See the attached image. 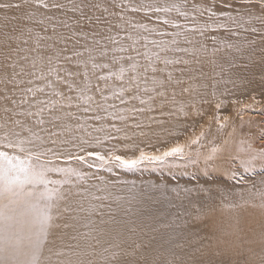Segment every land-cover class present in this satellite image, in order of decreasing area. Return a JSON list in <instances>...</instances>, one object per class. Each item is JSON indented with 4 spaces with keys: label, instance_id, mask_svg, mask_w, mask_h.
Segmentation results:
<instances>
[{
    "label": "bare ground",
    "instance_id": "bare-ground-1",
    "mask_svg": "<svg viewBox=\"0 0 264 264\" xmlns=\"http://www.w3.org/2000/svg\"><path fill=\"white\" fill-rule=\"evenodd\" d=\"M51 1L62 5V8H44L32 1L28 11L33 15L29 23H24L25 34L11 44L14 49H22L19 54L27 55L29 60L37 54L30 51L36 46L37 34L42 38V44L51 41L57 32H61L73 44L67 45V48L79 50L80 45L89 46L93 39L107 35L117 38L118 43H124L121 35L126 36V32L131 31L128 23L131 22L133 25L147 24L149 29L155 28V32L147 33L149 40H170L171 33L178 29L171 24H164L163 19L175 20L190 28L192 16L196 14L192 4H214L215 11L231 12L233 15L237 11L246 10L241 8L242 0H187V7L183 10L189 12V17L185 19L176 11L152 13L141 10L134 13L131 10L134 6H164L182 0H67L65 4ZM106 2L109 3L107 11L101 9L98 15L105 16L112 11L115 16H107L99 21L93 14V6H103ZM229 4L231 8L227 6ZM6 14L9 17L19 15L18 12L0 11V20H4ZM60 14L68 19L65 24L70 29L58 21ZM207 17L205 11L203 19ZM35 23L54 24L55 32L36 28ZM14 27L17 25L11 19L3 23L0 21V56H3L4 51L2 34L10 32ZM248 27L246 24L245 28ZM251 27L261 29L258 21ZM27 28H31L32 32L28 33ZM97 28H102V32L96 31ZM125 28L128 31H123ZM233 31L238 35H233ZM161 32L168 35L162 37ZM29 36L32 38L29 39ZM190 38L193 39L192 44L187 43L182 36L179 37L178 46L188 49L187 52L167 53L168 59L179 60L180 63L164 65L161 61H154V66L164 71L152 73L149 70L145 74L144 66L140 64L141 58H136L140 65L137 72L125 73V76L138 74L141 77L136 81L139 84L138 90L128 89L125 78L122 83L116 77H111L107 81L110 90L105 89L104 94L108 96L107 104L114 107L107 112L96 111L94 104L84 105L82 101H79L77 107V98L74 93L71 94L73 107H65V110L73 112L74 117L68 122L73 126L77 122L84 124L92 136L85 135L79 129L71 135L89 140L91 146L87 150L101 151L105 155L114 151L126 158L139 157L141 151L149 155H161L178 145L183 150L162 161L145 160L132 170L117 169L118 166L113 164L112 172L99 171L96 181L89 180V176L86 181L72 177V185L62 187L65 192L71 193L69 202L73 208L78 206L76 201L80 200V196L77 193L81 189H88L101 199L89 197L83 202L86 209L90 204L96 205L95 212H64L65 202L60 203L59 213L55 210L53 212L54 224L58 227L50 230L49 242L40 257L41 264H64L65 261H71L72 264H114V261L120 264H264V187L253 185L256 181L264 180V161L259 158L264 151V135H260L264 131V29L256 33L234 28L216 29L208 30L204 37ZM24 40L28 41L27 44ZM229 43L233 45L232 48L226 47ZM201 44L207 46V51L199 50ZM108 47L114 49L119 45L109 44ZM136 47L141 53L144 52L139 44ZM149 47L152 51H158L151 45ZM214 48L219 49L215 54ZM117 53L110 50L107 57L96 55L94 62L109 64V68L91 69L89 63L90 87L98 85L104 88L106 82L98 81L96 77L118 71L119 64L113 65L110 57ZM39 54L47 56L54 52L40 49ZM131 56H135V53L132 52ZM84 58L87 59L86 54ZM13 59L24 65L26 71L30 70L28 61L18 56ZM65 67L72 71L84 70L83 66L77 68L75 64ZM19 70L17 67L16 71ZM169 72L172 74L171 80L167 79ZM153 76L164 81L163 87L157 86L155 91H152ZM22 78L25 81L32 79L33 83L8 84V89L39 87L44 83L34 77ZM145 78L149 81L147 85L144 84ZM121 86L128 89L123 94L119 92ZM145 87L149 89L148 92L144 91ZM4 88L5 85L0 83V94H3ZM59 90L69 94L63 85ZM45 91L48 96H52L51 89ZM112 92L117 95L113 96ZM159 92L164 95H158ZM90 94H95V99L100 101L99 93ZM120 95H123L125 103H121ZM133 96L139 98L132 99ZM14 98L19 102L20 93L17 92ZM26 98L31 99V94L28 93ZM4 106L0 102V118L4 115ZM6 106L14 107L11 104ZM84 107H91L93 111L84 112ZM14 110L20 111L21 108ZM109 113L126 119L114 120ZM94 115H100L103 119L96 121L89 118ZM35 119L29 118L34 131L47 137L50 125H36ZM111 124H115L121 131L108 128L107 131L114 139L100 140L102 147L96 145L94 138H100L105 133L96 132L95 129ZM41 128L45 131L41 132ZM69 135L61 133L59 138L68 139ZM213 148L217 151L213 152ZM72 151L74 154L86 155L76 149ZM253 157L256 159L253 160ZM86 159L94 161V158ZM242 160L251 162V166L246 168L240 163ZM58 163L68 167L78 164L66 163L64 160ZM95 164L98 165L99 161H95ZM143 165L149 166L150 172L147 169L141 170ZM103 168H108V164ZM154 169L158 177L151 172ZM114 171L118 172L112 174ZM250 175L255 176V182L249 181ZM52 178L60 179L62 176L53 175ZM67 222H70V229L64 227Z\"/></svg>",
    "mask_w": 264,
    "mask_h": 264
},
{
    "label": "snow or ice",
    "instance_id": "snow-or-ice-1",
    "mask_svg": "<svg viewBox=\"0 0 264 264\" xmlns=\"http://www.w3.org/2000/svg\"><path fill=\"white\" fill-rule=\"evenodd\" d=\"M35 3L42 5L44 8L48 7V4L44 0H35ZM31 6L32 0H18V2L0 0V11L7 13L11 10L19 13V15L12 17H9L7 14L4 16L5 21L11 19L16 22L18 27H14L10 32L2 34L4 51L3 62H0V83H3L5 88L3 94H0V102L5 106L2 108L4 115L0 118V264H41L40 257L45 245L49 242L50 230L53 227H58V225L54 224L53 212L55 210L59 213L61 202H65L64 212H95L96 205L90 204L86 209L83 206V202L88 200L89 197L94 200H99L101 197L94 196L88 189H81L77 193L80 196V200L76 201L78 206L75 208L71 206L69 202V195L71 193L65 192L62 186L72 185V177L86 181L88 174L74 167L59 166L58 162L60 160H64L66 163L87 164L89 168L94 166L103 167L105 164H108V171H112L113 164L132 170L145 160L162 161L165 157L176 155L183 150L178 145L168 149L161 155H149L141 151L139 157L136 158H126L115 154L114 151H109L105 155L101 151L87 150L91 146L89 140L84 139L83 136L71 135L79 129L85 135L92 136V133L87 131L84 124L77 122L73 126L68 122L74 117L73 112L65 110V107L68 109L73 107L72 93L77 98V107H79V101H82L84 105L94 104L96 111L103 110L107 112L109 108L114 107V105L107 104L108 96L104 94L105 89L110 90L107 81L114 76L123 83L125 73H136L138 67H140L136 57L143 56L148 61L147 67L143 68L145 74L149 70L152 73H157V71H164V69L158 70L154 66V61H161L164 65L178 64L180 61L168 59L167 53L170 51H188V49L178 46L179 37L181 36L187 43L192 44L193 39L190 37H204L208 30H229L234 28L256 33L264 29V0H242L241 8L246 10L237 11L236 15L226 11L217 12L214 10V4H192L191 7L196 14L192 16L190 28L186 25H180L175 20L163 19L164 24H171L174 28L178 29V31L171 33L170 40H149L147 33L155 32V28L149 29L147 24L133 25L131 22H128L131 31L126 32V40L131 41V44L127 48L123 46V43H120L118 48L110 49L108 47L109 44L116 45L118 43L117 38H114L112 35L102 36L100 40H93L89 46L80 45L82 51L68 49V38H59L61 43L64 44V48L55 55L43 56L39 54V50L44 45L41 44L42 38L37 34L36 46L30 50L37 54L30 60L27 55L21 57L24 61H28L30 70L26 71L24 65L18 64L13 59L14 56L19 55L22 49H14L11 47V44L14 41H19L24 36L26 25L23 22L31 19L33 14L28 11ZM227 6L229 8L232 7L231 4ZM53 7L59 8L62 5L55 4ZM186 7L187 0H182L180 3L166 4L164 6H134L132 7V11L138 12L143 10L152 13H170L176 11L180 17L187 19L189 12L183 10ZM205 11L208 13L206 20L203 19ZM160 18L158 17V19ZM257 21L261 29L251 27ZM246 24L249 25L248 28H245ZM137 29H143L144 31L140 32ZM26 30L28 33L32 32L31 28H27ZM232 34L238 35L235 31ZM160 35L163 37L168 34L161 32ZM31 38L29 36V39ZM212 39L215 40V37ZM101 41L105 43H101ZM27 42V40H24L25 44ZM262 42H264V39H262ZM221 43L225 42L221 41ZM138 44L144 48L143 53L137 50L136 46ZM149 45L158 49V51H152ZM48 47H55V44ZM226 47L232 48L233 45L229 43L226 44ZM110 50L113 52L131 51L135 53V56L129 55L127 58H124L113 55L111 63L113 65L119 64L118 71H110L107 76L96 77L98 81L104 80L106 82L104 88H100L98 85L95 88L90 87L91 74L89 63L91 62V69L109 68V64H97L94 61L96 55L107 57ZM199 50L207 51V46L201 44ZM218 51L219 49L214 48L213 54ZM64 52H69L70 54L62 55ZM85 54L87 55V59L84 58ZM184 63L187 64L188 61H184ZM73 64L77 68L83 66V72L72 71L65 67V65ZM125 64H127V67ZM17 67L20 69L19 72L16 71ZM37 72L39 75H37ZM171 75L169 72L167 76L168 80H171ZM24 76L34 77L37 80L43 81V86L13 87L12 89H8V84L22 85L27 83L31 85L33 83L32 79L25 81L22 78ZM52 77H55V79H52ZM78 77L80 78L79 81L77 80ZM140 79L141 77L138 74L130 75L128 77V89L138 90L139 84L136 81ZM148 83L149 81L145 78L144 84L147 85ZM151 83L153 85L152 91H155L157 86L163 87L164 85V81L157 80L155 76L152 77ZM61 85L66 87L69 94L59 90ZM46 89H51V97L47 95ZM128 89L121 86L119 92L123 94ZM144 91L148 92L149 89L145 87ZM184 91H188V89H184ZM17 92L20 93L21 97L19 102L14 98ZM94 92L100 94V101H103V103L95 99V94H90ZM28 93L31 94V99L26 98ZM112 95L116 96L117 93L112 92ZM158 95L163 96L164 93L159 92ZM40 96H44L45 98L41 99L39 98ZM119 98L121 103H125L123 95H120ZM131 98L137 99L139 97L133 96ZM141 103H144V101L141 100ZM8 104L14 107L6 106ZM23 105H27L28 107L22 108L21 106ZM14 108H21V110L15 111ZM83 110L84 112L93 111L91 107H84ZM120 111L124 110L121 109ZM132 111H135V109H132ZM45 114H47V119H45ZM109 114L113 116L114 120L126 119V117L116 115L115 113ZM15 117H23V119ZM32 117L36 118V125H50V128L47 129V137L39 135L34 131V126L29 123V118ZM89 118L96 121L103 119L100 115H94ZM108 128H114L117 132L121 131L120 128H116L115 124L101 126L96 128L95 131L104 132L105 140L114 139L111 133L107 131ZM52 129H60V131H53ZM40 131L44 132L45 129L41 128ZM61 133L70 134L69 138L60 139ZM52 137H56V139H52ZM94 139L96 145L102 147L99 138ZM72 149L78 150L79 153H86V155L74 154ZM212 151L216 152L217 149L213 148ZM86 157L94 158L93 163H88ZM259 158L261 161H264V151L260 153ZM252 159L255 160L256 157ZM95 161H99V164L96 165ZM240 163L246 168L251 166V162L242 160ZM53 175H61L62 178L54 179L52 178ZM64 227H68V225L65 224ZM64 264H72V262L65 261ZM114 264H120V262L114 261Z\"/></svg>",
    "mask_w": 264,
    "mask_h": 264
},
{
    "label": "rangeland",
    "instance_id": "rangeland-1",
    "mask_svg": "<svg viewBox=\"0 0 264 264\" xmlns=\"http://www.w3.org/2000/svg\"><path fill=\"white\" fill-rule=\"evenodd\" d=\"M33 2H35V0H32ZM53 1H55V2H60V4H65L66 2H67V0H53ZM13 2H18V0H16V1H13ZM45 3H47V4H49L48 6L50 7V8H56V7H53V5H55V4H53V2L50 0V1H48V0H45L44 1ZM108 6H109V3H105V5H103V6H99L98 5V7H97V4H95L94 6H93V14H94V16L97 18V19H99V21H103V18L104 17H107V16H115V12H112V11H110L108 14H105V16H99L98 15V13L99 12H101L100 10L101 9H107L108 8ZM60 8H62V7H60ZM131 10H132V8H131ZM11 11V10H10ZM12 12H14V11H12ZM140 11H138V12H134V13H139ZM79 15H81V13H79ZM59 20V22L60 23H63L64 24V27L65 28H67V29H70V26L69 25H67V24H65L66 23V21L68 20L66 17H64L63 16V14H60L59 15V18H58ZM1 21V23H3V21L4 20H0ZM31 21V19H29V20H26V21H24L23 23H29ZM13 24H16V22L15 21H13ZM34 26L36 27V28H42L43 30H47V31H50V32H55L53 29L56 27L54 24H45V25H43V24H39V23H35L34 24ZM17 27H18V25H17ZM98 30H96V31H98V32H102L101 30H102V28H97ZM8 30H10V29H8ZM11 31V30H10ZM64 31V33H67V31L66 30H63ZM123 31H128V28H125V29H123ZM65 37H67L66 35H63V33H61V32H57L56 34H55V36L52 38V39H50L51 41H48L47 40V42L45 43V42H43L42 43V45H44L41 49H49V50H51V51H53L54 52V54H52V55H55L56 53H55V51H57V50H61V49H63V47H62V45H64L63 43H61V41H60V39L59 38H65ZM93 40H100V39H93ZM121 40L124 42L123 43V46L125 47V48H127L128 46H129V44H131V41H129V40H126V36L125 35H121ZM54 41H56V42H59L61 45H57ZM93 42V41H92ZM101 42H103V41H101ZM53 44H56L55 45V47H51V48H49L48 46L49 45H53ZM67 45H73V44H71V43H67ZM116 45H119L120 46V43H117ZM74 50H76L77 48H73ZM82 49V48H81ZM81 49H79V50H77V51H80ZM131 51H128V52H118L117 54H115L117 57H124V58H127L129 55H131ZM70 53H68L67 55H69ZM23 56H25V55H23V54H19L18 55V57L21 59V57H23ZM113 55H111L110 57H112ZM97 58V57H96ZM136 58H141V60H140V64L142 65V66H144V67H146V59H144L143 58V56H141V57H136ZM0 62H3V56H0ZM130 76V74H126V76H125V80L126 81H128V77ZM255 111H253V113H254ZM258 112V111H257ZM260 135H264V131L263 132H261L260 133ZM121 138H123V139H126L125 137H121ZM99 140H101V141H108V140H105L104 139V136H102V137H100L99 138ZM263 145H264V142H263ZM88 160V159H87ZM88 163H93V162H91V160H89L88 161ZM59 166H62V167H68V166H65V165H59ZM148 167L149 166H145V165H143L142 166V168H141V170H146L147 169V171H149L150 172V169H148ZM74 168H77V169H79L81 172H84V173H87L88 174V176L91 178V179H89V180H91V181H96L97 179H98V172L99 171H102L103 173L104 172H106V171H108V168H103V167H98V166H94V167H92V168H89L88 166H87V164H83V163H78L77 164V166H75ZM101 168H103V169H101ZM117 169H121V167H118ZM116 169V170H117ZM109 172V174L112 172V171H108ZM118 171H114L112 174H114V173H117ZM151 172H153V173H156L157 172V170H151ZM262 172H264V168H263V171ZM58 176H61V175H58ZM155 176L156 177H158L159 176V174L158 173H156L155 174ZM250 176H252V177H250ZM249 177H248V179H250L249 181H251V182H255V176H253V175H250ZM76 180V179H75ZM253 185H257V186H262V187H264V180H262V181H260V182H258V181H256ZM252 189H256V187H253ZM67 225H70V222H67L66 223ZM68 229H70V227L68 226L67 227ZM91 257H95L94 255H91Z\"/></svg>",
    "mask_w": 264,
    "mask_h": 264
}]
</instances>
